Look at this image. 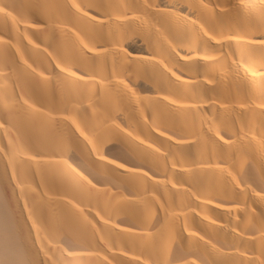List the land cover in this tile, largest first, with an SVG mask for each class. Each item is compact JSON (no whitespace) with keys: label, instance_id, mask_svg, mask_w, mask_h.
<instances>
[{"label":"bare ground","instance_id":"6f19581e","mask_svg":"<svg viewBox=\"0 0 264 264\" xmlns=\"http://www.w3.org/2000/svg\"><path fill=\"white\" fill-rule=\"evenodd\" d=\"M0 264H264V0H0Z\"/></svg>","mask_w":264,"mask_h":264}]
</instances>
